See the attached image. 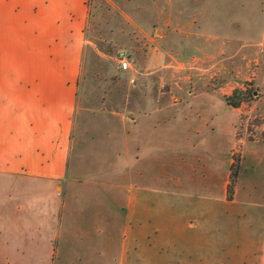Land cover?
Wrapping results in <instances>:
<instances>
[{
  "label": "rangeland",
  "instance_id": "1",
  "mask_svg": "<svg viewBox=\"0 0 264 264\" xmlns=\"http://www.w3.org/2000/svg\"><path fill=\"white\" fill-rule=\"evenodd\" d=\"M87 6L55 256L46 259L44 251L0 264H119L127 206L139 188L163 222L167 205L216 195L220 180L233 199L245 167L250 171V145H264V0H88ZM120 53L130 70L119 69ZM236 92L233 99L241 101L234 108L228 99ZM213 124L231 142L203 126ZM138 141L142 148L151 143L152 159H133ZM201 147L221 151V165L194 159ZM181 153L185 159H175ZM222 230L220 237L228 232ZM146 245L141 264H155ZM157 250L163 255L165 246Z\"/></svg>",
  "mask_w": 264,
  "mask_h": 264
},
{
  "label": "crops",
  "instance_id": "2",
  "mask_svg": "<svg viewBox=\"0 0 264 264\" xmlns=\"http://www.w3.org/2000/svg\"><path fill=\"white\" fill-rule=\"evenodd\" d=\"M87 3L0 0L2 261L28 260L44 251L46 259L55 256L62 229L60 182L70 158ZM203 126L223 132L231 142L221 125ZM189 136L184 133L182 141ZM201 148L194 159H218L221 165V151L216 156ZM250 149V171L246 166L244 186L233 199H226L228 186L222 190L220 180L216 195L188 196L191 199L167 205L163 222L162 215L146 204L147 197L140 196L146 190L139 188L136 200L127 206L119 264H126L130 254L131 264H141L142 244L153 252L155 264H264V145ZM151 153V143L145 148L134 143L133 159H152ZM221 217L228 219L226 225ZM222 229H228L224 237ZM229 232L235 238L230 239ZM126 241L132 247L127 251ZM161 246L165 252L157 255Z\"/></svg>",
  "mask_w": 264,
  "mask_h": 264
},
{
  "label": "built area",
  "instance_id": "3",
  "mask_svg": "<svg viewBox=\"0 0 264 264\" xmlns=\"http://www.w3.org/2000/svg\"><path fill=\"white\" fill-rule=\"evenodd\" d=\"M118 62H119V69L121 71H127V70H130V63H129V60L128 58L123 54V53H120L118 55Z\"/></svg>",
  "mask_w": 264,
  "mask_h": 264
},
{
  "label": "trees",
  "instance_id": "4",
  "mask_svg": "<svg viewBox=\"0 0 264 264\" xmlns=\"http://www.w3.org/2000/svg\"><path fill=\"white\" fill-rule=\"evenodd\" d=\"M237 93H238V92L234 93V94H233L231 97H229V99H228V104H229L230 106L234 107V108L237 107L238 104H239L240 101H241L240 98H238L237 100L233 99V98H235V96L237 95ZM232 99L235 100V102L230 103V102L232 101Z\"/></svg>",
  "mask_w": 264,
  "mask_h": 264
}]
</instances>
